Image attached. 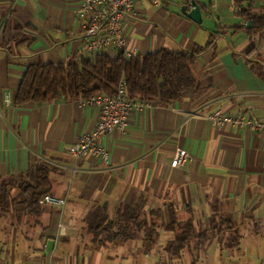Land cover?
<instances>
[{
	"label": "crops",
	"instance_id": "1",
	"mask_svg": "<svg viewBox=\"0 0 264 264\" xmlns=\"http://www.w3.org/2000/svg\"><path fill=\"white\" fill-rule=\"evenodd\" d=\"M81 1L0 0V179L41 163L56 167L51 196H66L68 227L56 236L54 218L44 230L20 213L0 218V264H264V135L216 128L205 118L220 111L264 122V30L250 39L245 30L250 25L233 12L234 0H194L200 25L180 12L181 5L189 10L190 0L136 6L121 24L135 55L190 52L204 47L211 34L216 38L192 68L196 90L166 107L151 103L131 111L125 134L112 132L98 141L109 155L105 167L98 159L74 161L67 154L92 132L94 107L65 99L12 104L27 66L77 57L83 43L76 17ZM242 6L264 15V0H244ZM179 149L187 158L172 168ZM134 194H142L149 209L162 207L166 220L168 208L182 215V222L189 210L200 230L219 213L214 222L229 228L208 247L181 250L178 259L164 251L171 232L163 231L146 252L140 240L93 244L98 238L81 230L88 208L98 203L113 214Z\"/></svg>",
	"mask_w": 264,
	"mask_h": 264
},
{
	"label": "trees",
	"instance_id": "2",
	"mask_svg": "<svg viewBox=\"0 0 264 264\" xmlns=\"http://www.w3.org/2000/svg\"><path fill=\"white\" fill-rule=\"evenodd\" d=\"M243 1L234 0L239 9L236 14L249 23L250 28L245 30L253 39L264 30V15L243 7ZM215 38L216 33L211 34L204 47L195 46L190 52L160 49L128 60L120 53L112 56L103 52L94 57L75 56L65 64H32L27 66L12 104L22 106L47 104L58 99L74 101L94 95L112 96L123 80L130 100L166 107L180 101L185 92L197 89L192 68L196 58L212 46ZM256 69L255 65L251 66L253 72ZM57 172L56 167L41 163L16 178H1L0 218L20 213L46 229L55 217L56 209L45 205L43 197L52 195V178ZM186 213L187 219L182 222V215L168 208L166 220L162 207L149 209L146 198L134 194L127 205L119 206L113 214L98 203L92 204L82 218L81 230L93 239L98 238L92 242L97 245L140 240L145 252L157 244L163 231L171 232L173 238L165 243L164 251L178 259L181 250L208 247L219 232L229 228L227 223L214 222L219 216L215 213L210 216L206 229L196 230L189 210ZM220 218L227 221L225 216Z\"/></svg>",
	"mask_w": 264,
	"mask_h": 264
},
{
	"label": "built area",
	"instance_id": "3",
	"mask_svg": "<svg viewBox=\"0 0 264 264\" xmlns=\"http://www.w3.org/2000/svg\"><path fill=\"white\" fill-rule=\"evenodd\" d=\"M145 1L154 6L160 2V0H82L76 12L83 37L77 57H94L103 52H109L113 56L120 53L125 60L134 57L135 53L126 46L121 24L129 14L133 13L136 6ZM233 12L236 14L238 9L233 7ZM78 103L94 107L97 110L98 118L92 132L82 135L67 148V154L74 161L86 158L98 159L106 167L109 164V155L98 141L112 132L125 134L128 129L130 112L150 108L152 102L141 103L130 100L127 96L125 83L121 80L112 96L94 95L79 99ZM205 118L216 128L242 127L253 133L264 135V122L252 118L244 119L241 115L224 116L220 111L205 116ZM186 158V152L179 149L175 152L170 166L172 168L181 167ZM43 202L56 209L54 217L56 236L64 235L68 229L63 222L66 196L56 198L45 195Z\"/></svg>",
	"mask_w": 264,
	"mask_h": 264
},
{
	"label": "water",
	"instance_id": "4",
	"mask_svg": "<svg viewBox=\"0 0 264 264\" xmlns=\"http://www.w3.org/2000/svg\"><path fill=\"white\" fill-rule=\"evenodd\" d=\"M189 10L187 11L186 5H181L180 6V12L182 13V15L187 18L188 20H190L191 22H193L196 25H200L201 24V10L199 5L194 1V0H190L189 1ZM247 28L249 27V23L246 24Z\"/></svg>",
	"mask_w": 264,
	"mask_h": 264
}]
</instances>
